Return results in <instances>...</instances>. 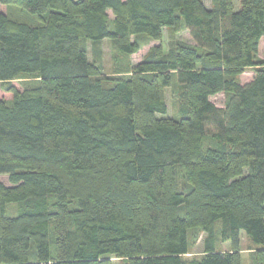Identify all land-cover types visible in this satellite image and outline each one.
<instances>
[{"label": "trees", "instance_id": "obj_1", "mask_svg": "<svg viewBox=\"0 0 264 264\" xmlns=\"http://www.w3.org/2000/svg\"><path fill=\"white\" fill-rule=\"evenodd\" d=\"M213 1L0 0L31 17L0 11V83L38 79L0 98V264H242L241 232L264 264V0ZM166 28L195 45L127 78L89 61L87 41L131 56ZM174 75L181 116L158 117Z\"/></svg>", "mask_w": 264, "mask_h": 264}, {"label": "rangeland", "instance_id": "obj_2", "mask_svg": "<svg viewBox=\"0 0 264 264\" xmlns=\"http://www.w3.org/2000/svg\"><path fill=\"white\" fill-rule=\"evenodd\" d=\"M205 6L208 9L213 8V0H203ZM235 11L240 9V0H233ZM0 11L9 12L11 16L21 21H31V17L22 12L18 8H9L1 5ZM111 21H113L114 16L111 11L108 12ZM111 30H114V24L110 25ZM144 42L141 50L135 55H127L119 52L113 39H105L102 41H87L84 43L87 51L89 61L96 64L99 69L111 77H130L133 72V67L140 63L145 58L149 57L153 52L154 47H159L162 49L163 53L169 55L173 49L175 42H181L189 45H195L190 33L187 30H181L180 32H174L168 28L164 29L163 37L161 41H147ZM204 52L203 50H201ZM259 57L264 58V42L261 43L259 48ZM255 75L254 69H250L240 76V82L246 84L252 80ZM38 79L22 77L17 80L12 81L11 83H0V98L4 100H11L13 95L6 91L9 84H12L16 89L22 91L25 86L36 85ZM177 77L173 76V85L166 92V102L168 107L167 115L160 114L158 117H166L179 119L181 116V107H182V89L177 85ZM210 100L219 107L224 106L225 95L217 94L212 96ZM0 180L7 186H11L8 176H1ZM178 182L179 187L185 189V180L183 179L182 172L178 171ZM180 215L183 216V210L180 211ZM204 239L205 234L200 233L199 239L197 240L194 247L191 249V253L185 255L183 259L185 262H190L195 258H201L204 253ZM231 249L230 242H219L217 243V250L228 251ZM257 249L256 245L252 243L250 237L245 233L241 232V242H240V251L242 256V264H255L254 261V251ZM34 250V247L32 248ZM33 257V251L30 254ZM31 257V258H32ZM113 264H127L124 259L111 258Z\"/></svg>", "mask_w": 264, "mask_h": 264}, {"label": "crops", "instance_id": "obj_3", "mask_svg": "<svg viewBox=\"0 0 264 264\" xmlns=\"http://www.w3.org/2000/svg\"><path fill=\"white\" fill-rule=\"evenodd\" d=\"M1 12H3V11H1Z\"/></svg>", "mask_w": 264, "mask_h": 264}]
</instances>
